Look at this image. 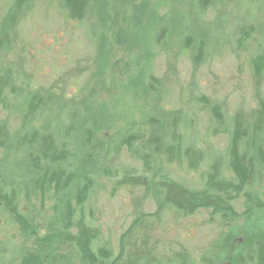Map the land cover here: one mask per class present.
Wrapping results in <instances>:
<instances>
[{
	"label": "rangeland",
	"instance_id": "obj_1",
	"mask_svg": "<svg viewBox=\"0 0 264 264\" xmlns=\"http://www.w3.org/2000/svg\"><path fill=\"white\" fill-rule=\"evenodd\" d=\"M199 1L87 0L81 23L65 22L48 0H34L27 9L0 55V75L10 69L19 90L0 109V124L12 138L25 128L49 133L56 149L67 153L61 166L77 179L62 201L52 191L20 197L38 239L0 212V264H17L25 252L82 264L75 246L51 236L63 227L65 203L85 181L88 194L73 219L96 230L94 250L107 249L117 264H232L220 241L243 229L251 215L264 222L253 202L247 216L243 197L233 202L235 218L203 212L183 218L162 204L156 186L168 178L201 189L213 165L230 180L232 119L240 114L250 125L264 100V71L257 77L252 69L264 51V0H211L205 10ZM12 2L0 0V21ZM34 95L46 105L25 123ZM212 107L223 124L212 117ZM128 136L135 139L129 147ZM260 139L264 146V133ZM171 140L201 153L196 171L184 160L169 164L158 152ZM30 152L0 153V164L13 168V182L24 179ZM139 176L144 186L129 184ZM250 191L264 206V170L256 171Z\"/></svg>",
	"mask_w": 264,
	"mask_h": 264
},
{
	"label": "trees",
	"instance_id": "obj_2",
	"mask_svg": "<svg viewBox=\"0 0 264 264\" xmlns=\"http://www.w3.org/2000/svg\"><path fill=\"white\" fill-rule=\"evenodd\" d=\"M33 2L34 0H13L11 3L0 21V55L11 45L15 27ZM210 2L211 0H200L198 5L202 10H205L209 7ZM48 3L60 12L67 23H81L88 9L87 0H48ZM201 50V47H198V59ZM252 69L255 76L259 77L262 74L264 51L253 61ZM16 91L19 90L14 85L12 71L7 69L0 75V109H7V98L16 94ZM45 105L43 97L32 96L25 106L24 122H28ZM211 114L218 123H224L218 107H212ZM262 133H264V100H259L250 125L245 124L244 118L240 114L234 115L232 119L228 149V165L232 178L230 180L221 178L215 165L211 167V173L207 176L201 189H188L168 178H163L156 183L162 194V204L183 218L193 217L203 212L228 219L235 218L233 202L237 198L243 197L246 199L247 216L250 214L249 203L251 202H253V213L261 216L264 206L257 198L252 199L250 188L256 171L264 170V146L260 139ZM134 141V137H126L125 146H131ZM180 145L178 140H171L170 144H159L158 152L165 154L169 164L178 159L184 160L190 170L196 171L202 161L201 153L193 148L181 150ZM24 149L32 151L28 153L25 162H23L25 180L13 182L11 179L13 168L11 166L6 168L4 166L6 161L0 164V212L21 233H30L38 239L40 237L37 230L33 228V219H30L20 209V197L23 200L28 199L32 193L36 198L37 194L43 196L45 192L52 191L53 196H61L62 201V198L68 195L76 182L77 173L61 166L67 160V153L56 149L54 139L49 133L40 134L25 128L20 136L12 138L6 126L0 124V153L8 157L10 153L18 154L22 150L24 152ZM33 149H36V153L33 152ZM144 180L146 178L133 177L129 184L141 187L145 184ZM78 184L71 197L74 205L71 204V201L65 203L66 220L63 227L57 233L52 234L51 238H57L59 241L75 246L82 264H117L115 259H110V252L107 249L94 250L93 243L98 236L96 230L88 226L83 218L73 219L75 207H81L88 194L89 183L85 181ZM142 217L144 219L151 218L141 216L138 219H142ZM249 218L243 229L237 228L230 231L220 241L223 247L222 253L232 259V264H264L263 217L251 215ZM238 237L242 238L240 244L235 243ZM42 241L46 242L47 238ZM239 248L241 250L237 251ZM237 253L240 254L236 255ZM223 257L224 255L222 259ZM48 261L56 264L48 257L43 259L32 252H25L17 264H44Z\"/></svg>",
	"mask_w": 264,
	"mask_h": 264
}]
</instances>
